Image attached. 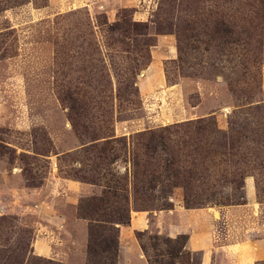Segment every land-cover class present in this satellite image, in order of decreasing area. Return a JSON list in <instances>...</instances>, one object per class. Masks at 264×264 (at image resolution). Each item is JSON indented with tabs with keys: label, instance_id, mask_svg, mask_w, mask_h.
Instances as JSON below:
<instances>
[{
	"label": "rangeland",
	"instance_id": "1",
	"mask_svg": "<svg viewBox=\"0 0 264 264\" xmlns=\"http://www.w3.org/2000/svg\"><path fill=\"white\" fill-rule=\"evenodd\" d=\"M31 3L47 0H0V264H70L51 250L84 246L87 264H116L138 212L151 213L136 231L149 264H201L188 234L156 227L178 204L238 240L264 231V0H112L50 17ZM158 40L175 58L152 72Z\"/></svg>",
	"mask_w": 264,
	"mask_h": 264
},
{
	"label": "crops",
	"instance_id": "2",
	"mask_svg": "<svg viewBox=\"0 0 264 264\" xmlns=\"http://www.w3.org/2000/svg\"><path fill=\"white\" fill-rule=\"evenodd\" d=\"M31 4H33L34 7V3ZM111 4L112 0H47L46 5L35 6L34 11L38 13V15L44 14L45 17L79 8H86L90 12L95 11L96 13L98 9H106ZM106 12L108 19L112 21V15L108 14V11ZM171 49L172 47L166 44L163 40H158V46L153 51L149 71L152 70L153 72L157 67H160V64H164V62L168 60H173L175 54L172 53ZM156 75L157 76L154 79L159 81L160 84H158V86L161 87L162 82H165V80L158 72H156ZM65 183L69 186V181H66ZM251 187L252 185L248 184L247 200L250 208L254 207V205L256 206L257 202L254 198L253 191H251ZM86 189L85 186H81L77 189L78 193H76L77 191H73V194L78 195V198L84 196V194L87 195ZM74 199H76V197ZM77 199L75 202H77ZM149 214L151 213L147 214L146 212H138L135 216H132L128 227H120V239L116 254V264H149L144 257L140 244L136 238V231H145L150 228V220L148 222V219H150L148 217ZM154 216L157 220L156 227L161 232H165L168 237L176 238L179 235H189V241L186 248L194 253H201V264H258L259 262L264 261V235L255 240L253 239V236L256 233L261 235L262 232V234H264L260 224L254 226L249 232L245 230L244 237L238 240L232 238L229 230L226 234L221 233L222 231L219 232L217 229L218 220L216 221L214 214L208 212V210L188 209L183 208L178 204L174 209L159 211ZM76 222L83 224L82 229L85 228L86 224L84 225L83 221L78 220ZM59 226L63 228L65 225L63 226V224H59ZM69 232L70 230L67 228L66 234ZM83 235L85 240L88 236L86 229L83 230ZM230 238H232V240ZM58 239L60 240V238ZM84 240V244H87L86 240ZM76 247L77 246L73 244V246H71L72 251H75ZM86 248L87 246L82 247V251L79 253L80 255L78 258L74 257L75 254L73 253L69 256L65 252H58L60 253V256H58L53 249L51 250L49 257H54L70 264H87Z\"/></svg>",
	"mask_w": 264,
	"mask_h": 264
},
{
	"label": "trees",
	"instance_id": "3",
	"mask_svg": "<svg viewBox=\"0 0 264 264\" xmlns=\"http://www.w3.org/2000/svg\"><path fill=\"white\" fill-rule=\"evenodd\" d=\"M106 25H108V29L112 32V33H114L115 31H120V30H123L122 28V26H124L120 21L119 22H116V23H114V24H108V22L106 23ZM131 26H133V28H138V26H140L139 24H137L136 22H132V24H131ZM134 86H135V82H131V86H129V88L131 87V88H134ZM128 89V88H127ZM137 92H138V90H136ZM93 229H91L90 228V242H91V237L93 236ZM182 239L184 240V241H186V237H182ZM92 243V242H91ZM90 250H91V247H90ZM116 253H117V249H116Z\"/></svg>",
	"mask_w": 264,
	"mask_h": 264
}]
</instances>
